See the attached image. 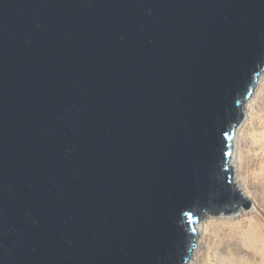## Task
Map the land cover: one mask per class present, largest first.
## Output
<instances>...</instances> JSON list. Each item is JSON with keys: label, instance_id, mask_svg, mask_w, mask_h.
<instances>
[{"label": "water", "instance_id": "water-1", "mask_svg": "<svg viewBox=\"0 0 264 264\" xmlns=\"http://www.w3.org/2000/svg\"><path fill=\"white\" fill-rule=\"evenodd\" d=\"M263 70L264 0H0V264H187Z\"/></svg>", "mask_w": 264, "mask_h": 264}, {"label": "rangeland", "instance_id": "rangeland-1", "mask_svg": "<svg viewBox=\"0 0 264 264\" xmlns=\"http://www.w3.org/2000/svg\"><path fill=\"white\" fill-rule=\"evenodd\" d=\"M255 88L249 105L253 117L240 131L238 146L249 176L253 175L246 188L239 183L248 192L251 207L199 221L195 264H264V76Z\"/></svg>", "mask_w": 264, "mask_h": 264}, {"label": "bare ground", "instance_id": "bare-ground-1", "mask_svg": "<svg viewBox=\"0 0 264 264\" xmlns=\"http://www.w3.org/2000/svg\"><path fill=\"white\" fill-rule=\"evenodd\" d=\"M263 76H264V70L259 74V76L255 82V85H256L255 90L258 89V86L260 85V83L263 79ZM254 95L249 96V98L243 104V116L233 130V136H232V140H231L232 141V143H231L232 151H231V154L229 157V165L232 168V182H233V184H235L234 186L236 187V189L240 191V195L247 198L248 200H250L249 194L245 189H242V187H240V184L246 188V185H248V183L252 182V179L250 180V178H252L253 175L249 176L248 168L246 167V165L244 163L245 161L243 159V155H242L241 151H238V146H239V136L241 134L240 131L242 130L244 124L247 123L249 120H251L253 117V114H251V112H249L250 111L249 105L253 101ZM240 208H241V206H240ZM240 208L238 209V211L240 210ZM208 216H210V215H208ZM218 216H227V215H218ZM200 223L201 222L196 224L197 234L200 233V231H201L200 227H199ZM199 236H201V234ZM196 244L197 245L199 244L198 238L195 239V245ZM195 249L193 248L192 253H191V255H192V257H191L192 261L190 259L191 264H195V257H196L195 256L196 255ZM188 263L189 262H187V264Z\"/></svg>", "mask_w": 264, "mask_h": 264}]
</instances>
